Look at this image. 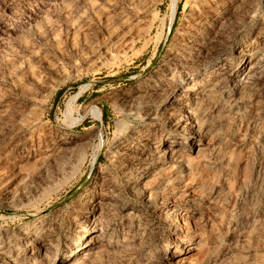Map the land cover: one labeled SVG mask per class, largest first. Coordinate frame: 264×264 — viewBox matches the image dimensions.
Masks as SVG:
<instances>
[{
	"label": "rangeland",
	"instance_id": "1",
	"mask_svg": "<svg viewBox=\"0 0 264 264\" xmlns=\"http://www.w3.org/2000/svg\"><path fill=\"white\" fill-rule=\"evenodd\" d=\"M0 264H264V0H0Z\"/></svg>",
	"mask_w": 264,
	"mask_h": 264
},
{
	"label": "bare ground",
	"instance_id": "2",
	"mask_svg": "<svg viewBox=\"0 0 264 264\" xmlns=\"http://www.w3.org/2000/svg\"><path fill=\"white\" fill-rule=\"evenodd\" d=\"M217 57V56H216ZM212 58V57H211ZM207 59V58H206ZM202 63V62H201ZM223 70V69H222ZM93 114H94V116H96V117H100L101 116V112L100 111H94L93 112ZM200 144V143H199ZM99 193H100V191H99ZM114 194H116V193H114ZM92 197V196H91ZM115 200V199H114ZM95 225V224H94ZM89 226V225H88ZM95 226H97V227H99L97 224L95 225ZM35 235V234H34ZM84 237V236H83ZM42 239V238H41ZM88 239V238H87ZM38 242V241H37ZM196 242V241H195ZM193 244H195V243H193ZM81 245V244H80ZM83 246H84V244H83ZM45 248V247H44ZM80 248H82V247H80ZM197 248V245H190L189 247H188V250H194V249H196ZM80 250V249H79ZM77 252V251H76Z\"/></svg>",
	"mask_w": 264,
	"mask_h": 264
}]
</instances>
